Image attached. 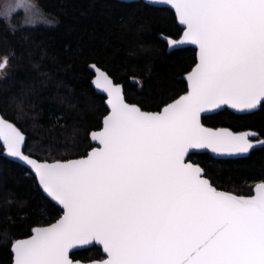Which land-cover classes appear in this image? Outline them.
Masks as SVG:
<instances>
[{"label": "snow or ice", "instance_id": "obj_1", "mask_svg": "<svg viewBox=\"0 0 264 264\" xmlns=\"http://www.w3.org/2000/svg\"><path fill=\"white\" fill-rule=\"evenodd\" d=\"M183 26L179 41L197 47L187 91L159 111L125 102L105 73L94 81L111 106L99 147L78 159L39 162L25 137L0 118L6 153L31 166L45 193L63 207L46 227L11 244L13 264H80L72 250L93 242L104 256L91 264H264V181L254 195L220 191L189 157L191 150L245 154L254 132L208 128L201 114L228 106H264V0H155ZM23 11L26 23L52 24L31 0H0V19ZM10 56L0 58L7 72ZM264 147V141L258 142Z\"/></svg>", "mask_w": 264, "mask_h": 264}, {"label": "trees", "instance_id": "obj_2", "mask_svg": "<svg viewBox=\"0 0 264 264\" xmlns=\"http://www.w3.org/2000/svg\"><path fill=\"white\" fill-rule=\"evenodd\" d=\"M53 25L22 27L20 16L0 19V58L10 56L0 78V115L25 136L24 153L54 162L85 156L89 135L101 128L104 98L91 86L89 65L105 71L125 100L159 111L186 91L183 76L195 64L191 48L168 51L162 37L182 29L169 9L115 0H31ZM206 127L252 131L264 140V106L247 115L227 110L202 118ZM218 190L249 196L264 181V147L248 157L214 160L189 157ZM61 210L39 190L35 178L2 156L0 147V264H11V244L33 227L55 222ZM74 260L101 259L100 249L79 250Z\"/></svg>", "mask_w": 264, "mask_h": 264}, {"label": "water", "instance_id": "obj_3", "mask_svg": "<svg viewBox=\"0 0 264 264\" xmlns=\"http://www.w3.org/2000/svg\"><path fill=\"white\" fill-rule=\"evenodd\" d=\"M115 1H118V2H122V3H132V2H142V3H144V4H146V5H149V6H152V7H156V8H165V9H169L172 13H173V15H174V17H175V19H176V15H175V11H174V9H172L170 6H168V5H164V4H160V3H156L155 2V0H115ZM176 22H177V24H178V26L182 29V32H181V35H180V37L178 38V39H176L177 41H179L180 39H181V36L183 35V26L182 25H180L179 24V22H178V20L176 19ZM167 37H162V40L166 43V45H167V47H168V51H172V50H175V49H184V48H191V49H193L194 51H195V63H196V61H197V51H198V49H197V47L195 46V45H193V44H190V43H182V44H179V45H177L176 47H174V48H170L169 47V45L167 44ZM172 39V38H171ZM195 65V64H194ZM194 67V66H193ZM192 67V68H193ZM89 70L92 72V74H93V77H92V80H91V86H92V88L94 89V91H95V93L96 94H98V95H100V96H102L103 98H104V105H105V107H106V109H107V113H106V115L103 117V119H102V121H101V128L99 129V130H97V131H93V132H91L90 133V135H89V139H90V142H91V144H92V148H94V147H99V144H98V142H96V141H93L92 140V134L93 133H96V132H99V131H101L102 129H103V126H104V118L107 116V115H109V113H110V111H111V106H110V104L108 103V96H107V93L103 90V89H101V88H98L97 87V85L94 83V81L95 80H97L98 79V72H97V69H99V71L100 72H103V73H105L112 81H113V79L105 72V71H103L102 69H100V68H98L97 66H95V65H89ZM192 68L190 69V71L192 70ZM189 71V72H190ZM183 79H184V81H185V83H186V91H187V86H188V82H187V73L183 76ZM114 82V81H113ZM116 84V83H115ZM120 85V84H119ZM121 86V85H120ZM185 91V92H186ZM121 92H122V96H123V98H124V100H125V96H124V91H123V88H122V86H121ZM184 94V93H183ZM182 94V95H183ZM178 98V97H177ZM125 102L126 103H128L126 100H125ZM172 102V101H171ZM170 102V103H171ZM128 104H130V103H128ZM163 107V106H162ZM161 107V108H162ZM259 108H260V106H257V108L256 109H253V110H247V111H239V110H235V109H232V108H230V107H228V106H221L220 108H218V109H210V110H207L206 112H204V113H202L201 114V116H202V118H204V117H207V116H211V115H214V114H217V113H219V112H221V111H224V110H227V111H229V112H231V113H233V114H235V115H247V114H252V113H254V112H256V111H258L259 110ZM0 118H3L1 115H0ZM4 119V118H3ZM5 120V119H4ZM9 122V121H8ZM11 123V122H10ZM14 125V124H13ZM206 127V126H205ZM208 128H210V127H208ZM218 128H226V127H218ZM229 129V128H228ZM229 130H231V129H229ZM232 131V130H231ZM234 132V131H233ZM241 132H252V131H241ZM255 133V132H254ZM25 137V136H24ZM250 139H253L256 143H254V146H253V148L252 149H250V151L248 152V153H245V154H215V153H211L210 152V150H207V149H195V150H191L192 151V155H195V154H207V155H209L212 159H214V160H236V159H241V158H246V157H248L249 156V154L252 152V151H254V150H257V149H260V148H262L261 146H260V144L258 143L259 141H264V140H262V139H259L258 138V135L257 136H255V137H250ZM24 143H25V141H24ZM0 147L2 148V156L4 157V158H6V159H8V160H10L11 162H13V163H16V164H18V165H20L21 167H23L25 170H27L34 178H35V180H36V183H37V185H38V188H39V190L43 193V195L52 203V204H54L56 207H58L60 210H61V212H62V214H61V216L63 215V207H62V205H59V203L58 202H56V201H54L51 197H49L48 195H47V193H45L44 192V190L42 189V187L39 185V183H38V180H37V178H36V175H35V171H34V169H32L31 168V166H29V165H27L26 163H24V162H21V161H19L17 158H13V157H11V156H9L7 153H6V151L4 150V148H3V140L2 139H0ZM91 148V149H92ZM22 149H24V144L22 145ZM90 149V150H91ZM89 150V151H90ZM88 151V152H89ZM88 152H87V154H88ZM86 154V155H87ZM31 158H33V157H31ZM33 159H35V158H33ZM76 159H78V158H76ZM37 160V159H36ZM39 161V160H38ZM39 162H47V161H39ZM47 163H52V162H47ZM206 178V177H205ZM254 188H255V186L253 187V189H252V194L251 195H254L255 193H254ZM221 191V190H220ZM60 216V217H61ZM59 217V218H60ZM58 218V219H59ZM57 219V220H58ZM56 220V221H57ZM55 221V222H56ZM55 222H53V223H55ZM52 224V223H51ZM47 226V225H46ZM46 226H40V227H46ZM32 235V230H31V232H30V234H29V236H31ZM28 236V237H29ZM28 237H25V238H21V239H18V240H22V239H27ZM92 247H96V248H98V249H100V251H101V254H102V256H104V254H103V251H102V246H100V245H98V244H95V242H93V243H91V244H89V245H79V246H77L75 249H73L72 250V253H74V252H76V251H79V250H84V249H90V248H92ZM10 251H11V254H12V263L11 264H13V258H14V254H13V252H12V250H11V248H10ZM77 261H79V260H77ZM80 262V264H91V262H81V261H79Z\"/></svg>", "mask_w": 264, "mask_h": 264}, {"label": "rangeland", "instance_id": "obj_4", "mask_svg": "<svg viewBox=\"0 0 264 264\" xmlns=\"http://www.w3.org/2000/svg\"><path fill=\"white\" fill-rule=\"evenodd\" d=\"M32 2V1H31ZM33 3V2H32ZM15 16L17 17H21L20 20H21V26L22 27H36V26H46V27H49L51 26V24H46V23H43V22H37L36 26H31L29 24L26 23V16H25V13L23 11L17 13ZM14 16V17H15ZM46 17V16H45ZM4 20V19H3ZM7 21V20H6ZM9 22V21H7ZM53 25V23H52ZM4 75V72L2 70H0V78Z\"/></svg>", "mask_w": 264, "mask_h": 264}]
</instances>
